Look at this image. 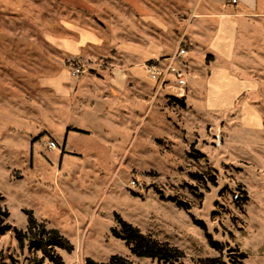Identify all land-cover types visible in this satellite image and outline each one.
I'll list each match as a JSON object with an SVG mask.
<instances>
[{"label":"rangeland","instance_id":"rangeland-1","mask_svg":"<svg viewBox=\"0 0 264 264\" xmlns=\"http://www.w3.org/2000/svg\"><path fill=\"white\" fill-rule=\"evenodd\" d=\"M191 4L0 0V59L9 64L0 71V101L5 106L0 109L1 204L10 213L11 225L26 230L24 209H29L39 222L68 238L74 250L57 249L64 264H85L87 257L107 262L115 254L136 264H162L133 255L112 235L116 214L182 249L185 257L176 264H205L209 258L230 264V256L240 252L247 253L245 264H264L263 139L236 125L229 126L228 136L220 124L184 116L178 104L173 105L175 97L165 98L160 89L153 103L142 107L131 136L126 134L121 149H114L103 137L104 128L112 125L106 110L54 117L48 89L37 90L39 77L62 69L73 76L98 75L100 68H110L113 58L128 51L135 34L151 33L169 51L188 49L181 38L189 27ZM83 31L100 39L101 45L87 46L84 54L94 61L76 59L52 43L78 39ZM188 58L179 62L185 79H176L184 88ZM57 110L62 116L63 109ZM67 122L95 131L69 135L74 154H63ZM50 141L57 148L50 149ZM179 201L188 209L179 207ZM195 220L206 224L223 252L211 247ZM41 256L40 251L21 248L13 231L0 237V264H30ZM45 263L52 264L47 259Z\"/></svg>","mask_w":264,"mask_h":264},{"label":"crops","instance_id":"crops-1","mask_svg":"<svg viewBox=\"0 0 264 264\" xmlns=\"http://www.w3.org/2000/svg\"><path fill=\"white\" fill-rule=\"evenodd\" d=\"M191 3L189 27L181 38L188 44L190 63L184 90L175 78L158 88L145 67L147 62L172 55L183 46L169 51L151 33L135 34L128 51L113 58L110 68H100L98 75L73 76L68 69H62L38 78L37 90L40 93L43 88L48 89L54 117L63 118L73 112L81 114L83 110L96 108L106 110L112 127L104 128L103 137L110 148L121 149L126 134L131 136L132 126H137L142 107H149L155 93L162 89L165 98L173 95L184 100V107L176 100L173 102L184 116L193 114L201 122L220 124L228 136L229 126L236 125L264 140V0L236 3L191 0ZM99 41L91 32L83 31L78 39H53L52 43L76 59L91 62L93 58L88 60L84 56L87 46L101 45ZM8 65L0 59V71L8 69ZM58 106L63 109L62 116L58 114ZM4 107L0 101V109ZM63 129H66L63 154L75 152L69 145L71 133L92 135L95 132L70 122Z\"/></svg>","mask_w":264,"mask_h":264},{"label":"trees","instance_id":"trees-1","mask_svg":"<svg viewBox=\"0 0 264 264\" xmlns=\"http://www.w3.org/2000/svg\"><path fill=\"white\" fill-rule=\"evenodd\" d=\"M181 106H185L183 99L174 98ZM198 175V174H196ZM201 177V176H200ZM215 182V178L211 177ZM3 196L0 195V237L9 231L14 232V236L21 248L29 247L33 251H40L42 256L34 258L30 264H46L47 259L52 264H64L62 256L57 252V249H63L68 252L74 250L72 242L66 238L59 230L48 228L44 223L39 222L33 214L32 210L24 209L27 215L28 226L26 230L19 229L8 222L10 213L7 208L3 207L1 201ZM179 207L188 209L184 202H177ZM118 225L112 228V235L123 240L129 247L133 255L137 257H146L157 260L162 264H176L185 257V252L177 246H174L166 241H160L150 234H146L139 227L124 220L119 214H116ZM195 223L200 226L209 240L212 248L223 252L224 247L220 242L215 241L212 235L208 232L206 224L202 220H195ZM237 255V254H236ZM232 254L230 256V264H245L247 259L246 252H240L238 256ZM85 264H136L131 259L115 254L110 257L107 262H99L91 257H87ZM205 264H222L218 258H209Z\"/></svg>","mask_w":264,"mask_h":264},{"label":"built area","instance_id":"built-area-1","mask_svg":"<svg viewBox=\"0 0 264 264\" xmlns=\"http://www.w3.org/2000/svg\"><path fill=\"white\" fill-rule=\"evenodd\" d=\"M231 3H236L238 0H228ZM188 51L186 48L181 47L172 55L164 56L162 58L149 61L145 67L149 73L150 78L156 82L158 88H163L172 78L184 80L183 69H180L179 62L186 58ZM184 90V86L182 88ZM184 92V91H182ZM50 149L57 148L55 141L48 143Z\"/></svg>","mask_w":264,"mask_h":264}]
</instances>
